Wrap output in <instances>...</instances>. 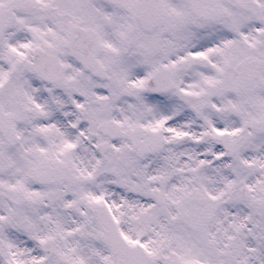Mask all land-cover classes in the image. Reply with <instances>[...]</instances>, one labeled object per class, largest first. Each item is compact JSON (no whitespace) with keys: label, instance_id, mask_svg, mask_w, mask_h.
<instances>
[{"label":"snow or ice","instance_id":"obj_1","mask_svg":"<svg viewBox=\"0 0 264 264\" xmlns=\"http://www.w3.org/2000/svg\"><path fill=\"white\" fill-rule=\"evenodd\" d=\"M0 264H264V0H0Z\"/></svg>","mask_w":264,"mask_h":264}]
</instances>
